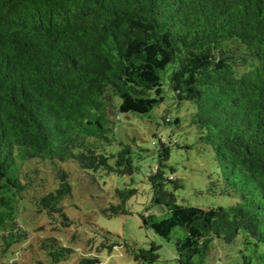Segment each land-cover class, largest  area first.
I'll return each mask as SVG.
<instances>
[{
  "label": "trees",
  "instance_id": "obj_1",
  "mask_svg": "<svg viewBox=\"0 0 264 264\" xmlns=\"http://www.w3.org/2000/svg\"><path fill=\"white\" fill-rule=\"evenodd\" d=\"M167 95L175 111L164 106L161 123L172 133L189 118L218 160L221 180L212 184L239 200L178 203L181 183L166 161L173 144L189 145L155 133L144 225L173 240L179 264H212L213 246L222 243L229 248L214 264H231L233 249L232 264H264V0H0V264H14L27 242L38 256L33 264L72 256L75 249L53 234L35 248L21 207L47 217L50 230L70 226L63 200L72 165L64 163L132 175L137 146L117 136L118 118H148ZM135 191L117 190L121 201L110 214L130 212ZM108 240L97 250L123 245L141 263L158 260L154 245ZM76 264L103 263L79 255Z\"/></svg>",
  "mask_w": 264,
  "mask_h": 264
},
{
  "label": "rangeland",
  "instance_id": "obj_2",
  "mask_svg": "<svg viewBox=\"0 0 264 264\" xmlns=\"http://www.w3.org/2000/svg\"><path fill=\"white\" fill-rule=\"evenodd\" d=\"M172 103L170 95H167L162 105L155 108L148 118L146 115L118 118L122 125L116 131L117 136L126 141L130 139V142L137 146L134 151L137 168L132 175L85 171L74 161L64 163L65 167L72 165L69 166L72 170L69 177L72 191L63 200L65 212L72 220L70 226L50 230L45 220L47 217L36 215L31 211L30 205L21 207L20 219L30 231V240L35 248L40 238L53 234L63 244L75 249L72 256L62 264H76L79 255L96 256L103 264H179L173 240L167 241L156 235L151 228L144 225L140 216L147 213L145 207L153 195L147 178L151 172L155 171L157 164L158 145L153 143L157 136L153 134L168 136L171 133V127L161 123V114L164 106L173 109L171 110L173 114L175 109ZM191 108L189 103H183L180 115L187 116ZM172 129L171 138L178 139L181 145H189V147L179 148L173 144L166 161V171H169V167H173L174 177L181 183V186L174 190L177 202L204 208L236 203L239 200L238 197L220 194L216 185L212 184V181L221 180L218 160L209 146L198 141L197 130L189 124V118L183 117L180 125H174ZM138 147L142 150L140 151L141 148ZM112 148L117 150L119 145L113 144ZM47 172L50 171L47 169ZM172 187L173 185L170 184L169 188L172 189ZM130 188L136 189L126 202L130 212L110 214L111 204L117 205L121 201L117 190L124 191ZM158 210L157 207H151L148 212L159 213ZM73 233L76 234L75 240H72ZM93 237L95 240L90 248L87 246V240ZM106 237L110 238L107 242L125 240L143 248L154 245L158 248V260L154 263H141L134 259L123 245H116L111 251L107 247L97 250L96 247ZM30 245V242H27L19 249L20 254L14 258V264H33V258L38 256L34 254ZM224 248L229 247L224 243L213 246L210 258L212 264L215 258L224 254ZM236 255V250H230L226 253L225 259L231 264L235 263Z\"/></svg>",
  "mask_w": 264,
  "mask_h": 264
}]
</instances>
